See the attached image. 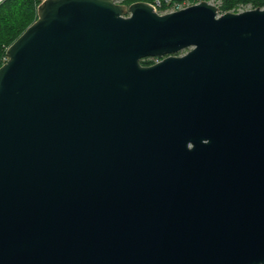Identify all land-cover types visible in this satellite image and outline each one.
<instances>
[{"label":"water","instance_id":"1","mask_svg":"<svg viewBox=\"0 0 264 264\" xmlns=\"http://www.w3.org/2000/svg\"><path fill=\"white\" fill-rule=\"evenodd\" d=\"M6 58L0 264H264V8L43 0Z\"/></svg>","mask_w":264,"mask_h":264},{"label":"trees","instance_id":"2","mask_svg":"<svg viewBox=\"0 0 264 264\" xmlns=\"http://www.w3.org/2000/svg\"><path fill=\"white\" fill-rule=\"evenodd\" d=\"M43 0H3L0 3V66L4 63L6 50L17 37L37 18V7ZM167 0H124L121 4L130 5L134 2H146L155 6L156 10L164 11L169 8ZM172 3L182 4L196 1L210 0H169ZM219 1V13L223 14L236 10L239 6L250 5L252 9L264 8V0H214ZM156 3L159 5L157 6ZM199 3V2H198ZM152 59L141 61L143 66L151 65Z\"/></svg>","mask_w":264,"mask_h":264},{"label":"rangeland","instance_id":"3","mask_svg":"<svg viewBox=\"0 0 264 264\" xmlns=\"http://www.w3.org/2000/svg\"><path fill=\"white\" fill-rule=\"evenodd\" d=\"M123 1L124 0H115V2L118 3V4H121ZM167 1H169V0H167ZM198 2H200V1H196L193 4H191L190 2H184V3L180 4V5H181L182 8H186V7L192 6L194 4H197ZM208 3L213 4V5L217 6V7L219 6V1L210 0V1H208ZM122 5H124V4H122ZM125 6H129V5H125ZM170 10L171 9L169 7V8H167L164 11L156 10V12L158 14H160V15H163V14L169 13ZM246 10H252V7L250 5L239 6V7L236 8L235 13L243 12V11H246ZM231 12H234V11H231ZM183 53H181V54H183Z\"/></svg>","mask_w":264,"mask_h":264},{"label":"built area","instance_id":"4","mask_svg":"<svg viewBox=\"0 0 264 264\" xmlns=\"http://www.w3.org/2000/svg\"><path fill=\"white\" fill-rule=\"evenodd\" d=\"M3 0H0V3L2 2ZM167 3H168V5H169V7H170V11H169V13H171V12H175V11H178V10H181V9H184V8H182L181 7V5L180 4H178V3H172L171 5H170V1H166ZM156 5L158 6L159 4L158 3H156ZM153 7H154V9H155V6L153 5ZM155 11H156V9H155ZM6 57L3 59V62L5 63V61H6Z\"/></svg>","mask_w":264,"mask_h":264},{"label":"flooded vegetation","instance_id":"5","mask_svg":"<svg viewBox=\"0 0 264 264\" xmlns=\"http://www.w3.org/2000/svg\"><path fill=\"white\" fill-rule=\"evenodd\" d=\"M157 61H158L157 59H152V62H153L152 64L156 63Z\"/></svg>","mask_w":264,"mask_h":264}]
</instances>
